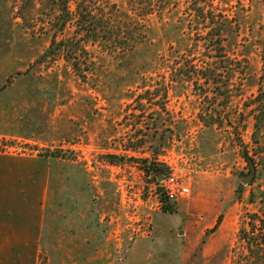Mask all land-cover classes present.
<instances>
[{
    "label": "rangeland",
    "instance_id": "374dc122",
    "mask_svg": "<svg viewBox=\"0 0 264 264\" xmlns=\"http://www.w3.org/2000/svg\"><path fill=\"white\" fill-rule=\"evenodd\" d=\"M74 1L68 18L62 0H0V159L31 164L34 177L50 166L56 234L76 180L98 217L99 251L54 241L38 264H233L240 230L258 214L259 237L264 220V124L256 132L253 115L264 0H92L104 31L78 51L80 70L57 50L76 31ZM161 160L191 188L164 206Z\"/></svg>",
    "mask_w": 264,
    "mask_h": 264
},
{
    "label": "crops",
    "instance_id": "0c3cea01",
    "mask_svg": "<svg viewBox=\"0 0 264 264\" xmlns=\"http://www.w3.org/2000/svg\"><path fill=\"white\" fill-rule=\"evenodd\" d=\"M44 169H37L38 175L34 177L31 164L0 159V264H38L39 256L49 250L54 241L58 249L100 250L96 231L98 217L95 212L84 210V198L89 191L86 182L83 188L82 182L75 181L79 189L74 191L73 211L71 215L64 212V216L59 212V218L64 221L57 222V234L54 232L56 224L50 223L52 217L49 216L53 181L50 166ZM64 198L63 204H66ZM209 223L215 224L216 219L211 218ZM214 243L210 242L208 248ZM96 259L90 257L88 261Z\"/></svg>",
    "mask_w": 264,
    "mask_h": 264
},
{
    "label": "trees",
    "instance_id": "16d2710c",
    "mask_svg": "<svg viewBox=\"0 0 264 264\" xmlns=\"http://www.w3.org/2000/svg\"><path fill=\"white\" fill-rule=\"evenodd\" d=\"M64 13L70 18V3L75 2L74 0H62ZM92 0H79L76 1V12H77V26H75V32L72 33L71 37L68 34H64V39L60 40L57 45V50L64 54L67 60L73 61V66L75 69L80 70L78 51L83 49L86 38L90 37L92 34L98 35L102 33L104 27L99 21H95L96 17L92 16ZM80 16V17H79ZM65 24V23H64ZM65 26L60 29V32L64 31ZM99 38V37H98ZM97 38V39H98ZM102 39V38H101ZM56 39H53V46ZM104 40V38H103ZM105 41V40H104ZM109 42L113 45L114 41L109 38ZM81 48H80V47ZM255 107L253 109V115L255 119L256 132L259 131L264 124V91L259 92L253 100ZM245 157L250 161L247 153L244 154ZM162 173L161 169L157 170L156 175ZM258 217V214H252L250 216V221L252 227L248 230L242 228L240 230L241 239L245 241V251L238 254L237 258L233 261V264H264V220H260V232L261 236L254 237V220Z\"/></svg>",
    "mask_w": 264,
    "mask_h": 264
},
{
    "label": "built area",
    "instance_id": "2783aa9c",
    "mask_svg": "<svg viewBox=\"0 0 264 264\" xmlns=\"http://www.w3.org/2000/svg\"><path fill=\"white\" fill-rule=\"evenodd\" d=\"M162 163L170 167V171L156 175V189L160 193L158 204L161 206L174 204L180 199L190 195V185L185 179L177 175L175 169L167 160H161Z\"/></svg>",
    "mask_w": 264,
    "mask_h": 264
},
{
    "label": "water",
    "instance_id": "95a60500",
    "mask_svg": "<svg viewBox=\"0 0 264 264\" xmlns=\"http://www.w3.org/2000/svg\"><path fill=\"white\" fill-rule=\"evenodd\" d=\"M253 175H254V166H253V164L251 163V172H250V175L247 176V177H243V178L241 179V181H242L243 183H248V182L252 179Z\"/></svg>",
    "mask_w": 264,
    "mask_h": 264
}]
</instances>
